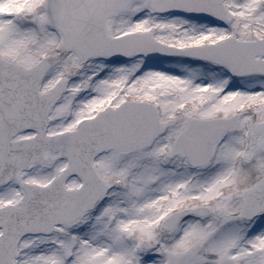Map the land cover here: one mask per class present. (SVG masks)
I'll return each instance as SVG.
<instances>
[{
	"label": "snow or ice",
	"instance_id": "obj_1",
	"mask_svg": "<svg viewBox=\"0 0 264 264\" xmlns=\"http://www.w3.org/2000/svg\"><path fill=\"white\" fill-rule=\"evenodd\" d=\"M0 264H264V0H0Z\"/></svg>",
	"mask_w": 264,
	"mask_h": 264
}]
</instances>
